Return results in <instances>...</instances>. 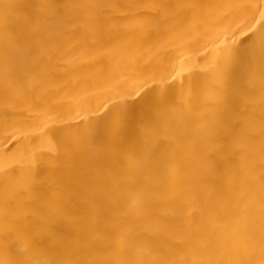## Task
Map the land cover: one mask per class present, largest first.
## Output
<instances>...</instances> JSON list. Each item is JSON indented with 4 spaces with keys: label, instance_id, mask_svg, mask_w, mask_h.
<instances>
[{
    "label": "bare ground",
    "instance_id": "bare-ground-1",
    "mask_svg": "<svg viewBox=\"0 0 264 264\" xmlns=\"http://www.w3.org/2000/svg\"><path fill=\"white\" fill-rule=\"evenodd\" d=\"M0 264H264V0H0Z\"/></svg>",
    "mask_w": 264,
    "mask_h": 264
}]
</instances>
